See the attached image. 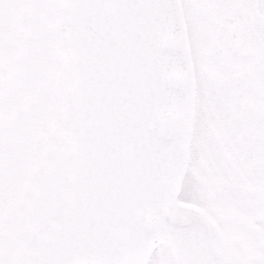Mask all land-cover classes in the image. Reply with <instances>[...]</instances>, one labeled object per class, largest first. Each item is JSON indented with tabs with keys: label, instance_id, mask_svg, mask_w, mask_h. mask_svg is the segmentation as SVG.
Masks as SVG:
<instances>
[{
	"label": "water",
	"instance_id": "obj_1",
	"mask_svg": "<svg viewBox=\"0 0 264 264\" xmlns=\"http://www.w3.org/2000/svg\"><path fill=\"white\" fill-rule=\"evenodd\" d=\"M57 1L65 172L59 206L14 264H144L160 244L175 264H222L206 224L176 212L189 141L171 82L185 68L169 47L178 1Z\"/></svg>",
	"mask_w": 264,
	"mask_h": 264
},
{
	"label": "rangeland",
	"instance_id": "obj_2",
	"mask_svg": "<svg viewBox=\"0 0 264 264\" xmlns=\"http://www.w3.org/2000/svg\"><path fill=\"white\" fill-rule=\"evenodd\" d=\"M190 5L187 0V10ZM60 10L55 0H0V127H4L0 129V224L7 218L13 221L0 239V264H11L21 237L53 201L61 156L60 120L67 94L55 30ZM190 12L189 32L197 46L200 68L197 113L203 123L204 118L210 120L209 109L214 104L203 101L208 88L202 90L204 55L197 43L203 23L197 12ZM16 119L27 122V128L14 147L17 162L6 174L4 149L10 136L6 131ZM194 144L178 216L207 222L213 247L225 264H264V184L252 175L248 160L233 158L226 164L220 148L222 144L226 148L224 142L199 136ZM239 163L250 175L236 181ZM146 264L174 263L169 248L160 246Z\"/></svg>",
	"mask_w": 264,
	"mask_h": 264
},
{
	"label": "flooded vegetation",
	"instance_id": "obj_3",
	"mask_svg": "<svg viewBox=\"0 0 264 264\" xmlns=\"http://www.w3.org/2000/svg\"><path fill=\"white\" fill-rule=\"evenodd\" d=\"M179 1L183 35L172 47L185 55L188 65L172 84L183 90L188 99L181 113L184 121H188L191 103L189 159L194 154L195 140L206 136L209 142L227 144L226 148L220 146L227 165L233 158L248 160L252 175L264 184V0H188L190 10L197 12L200 16L197 19L203 23L197 41L204 55L201 56L205 74L202 90L208 88L207 99L203 101L208 100V106L214 104L209 109L210 120L204 118L203 123L197 113L201 102L200 68L195 56L197 46L189 32L191 12L187 10V0ZM242 163L236 181L250 175ZM38 219L32 228L39 223Z\"/></svg>",
	"mask_w": 264,
	"mask_h": 264
},
{
	"label": "bare ground",
	"instance_id": "obj_4",
	"mask_svg": "<svg viewBox=\"0 0 264 264\" xmlns=\"http://www.w3.org/2000/svg\"><path fill=\"white\" fill-rule=\"evenodd\" d=\"M30 116H31V119H33V114L30 115ZM28 120H29V117H27V121ZM26 124H27V122L26 123L25 122H21L20 120L16 119L15 121H13L12 125L9 126V129L6 131V134L10 135L9 136L8 145H6L5 149H4V156H5V160H6L5 163L7 164V167H8V170L6 169L7 171H5L6 174H8V172L10 170H12V168L15 165V163L17 162L14 159V152L13 151H14L15 145L19 144L20 132L24 131V129L27 128ZM3 128L0 127V129H2V130H3ZM2 188H0V192H3ZM19 209H20V206H18L17 210L15 211V214H14L13 218L15 217V215H16L17 211H19ZM12 222H13L12 220H9L7 218V220L3 221L0 224V239L2 238L4 232L8 229V227L10 226V223H12Z\"/></svg>",
	"mask_w": 264,
	"mask_h": 264
},
{
	"label": "trees",
	"instance_id": "obj_5",
	"mask_svg": "<svg viewBox=\"0 0 264 264\" xmlns=\"http://www.w3.org/2000/svg\"><path fill=\"white\" fill-rule=\"evenodd\" d=\"M58 166V165H57ZM56 180H57V177H56V179H55V182H56ZM55 185V184H54Z\"/></svg>",
	"mask_w": 264,
	"mask_h": 264
}]
</instances>
